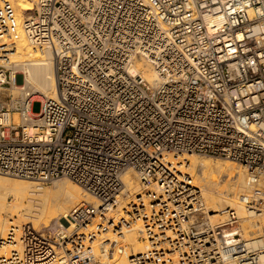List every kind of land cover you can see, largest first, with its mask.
<instances>
[{"label": "built area", "instance_id": "2783aa9c", "mask_svg": "<svg viewBox=\"0 0 264 264\" xmlns=\"http://www.w3.org/2000/svg\"><path fill=\"white\" fill-rule=\"evenodd\" d=\"M23 29L52 55L56 97L14 93V9L0 0V175L69 178L99 203L76 205L66 227H10L0 264H100L119 251L105 232L138 223L146 248L129 264H264L236 208L213 223L173 169L187 154L242 166L240 202L264 238V0H34ZM130 170L139 192L119 210Z\"/></svg>", "mask_w": 264, "mask_h": 264}, {"label": "bare ground", "instance_id": "6f19581e", "mask_svg": "<svg viewBox=\"0 0 264 264\" xmlns=\"http://www.w3.org/2000/svg\"><path fill=\"white\" fill-rule=\"evenodd\" d=\"M9 1L14 9V33L8 38V42L13 45V53L10 55L12 61L21 65L22 73L26 74L24 84L17 85L21 77L18 76L14 88L20 90L22 86H30L35 94L33 99H42L45 96L55 98L56 81L52 55L35 50L23 29L24 17L28 11L33 10L34 0ZM141 71L150 80L157 77L156 71L149 65L141 68ZM216 158L187 154L181 157L179 162L173 161L175 163L173 169L182 176L186 175L191 179L192 184L200 188L202 198L212 212L210 219L213 223H218L222 219L219 214L222 208L235 207L239 218L243 221L242 228L245 230L247 240L264 244V238H260L261 225L258 219L248 218L240 202L241 195L246 191L247 186L246 170L233 164L234 161L230 163ZM123 180L125 182L124 196L120 199L119 210L125 207L128 198L134 197L139 192L137 175L133 171L125 173ZM83 201L94 205L99 203L76 182L68 178L55 180L53 186L48 188L26 179L0 175V238L6 235L3 233L8 231L9 226L20 228L29 221L36 222L41 210L45 213V222L55 218L64 222L72 209ZM4 214L10 215V218L8 219V216ZM122 215H124L122 212L117 213L116 220ZM14 216L17 217L15 220ZM63 222L59 225L66 227L67 225ZM140 227V223L135 226L130 225L122 231L121 237L113 236L106 231L103 236L118 242L119 251L113 252V256L103 253L100 256L102 264H129L130 254L144 251L146 246L139 240ZM99 246L98 240L95 242L97 252L100 250ZM11 247L13 246L10 244L0 245V256L5 254L3 253L5 249L8 251Z\"/></svg>", "mask_w": 264, "mask_h": 264}, {"label": "rangeland", "instance_id": "374dc122", "mask_svg": "<svg viewBox=\"0 0 264 264\" xmlns=\"http://www.w3.org/2000/svg\"><path fill=\"white\" fill-rule=\"evenodd\" d=\"M17 65H20V64H17ZM20 67H21V65H20ZM25 75L26 74H23V76H21L20 77V81L17 83V85L18 86H21L22 85V83H23V81H25ZM24 84V83H23ZM14 93L15 94H18L19 93V90L18 89H15V91H14ZM40 108H41V102H39V101H35L34 103H33V107H32V110H33V112H39L40 111ZM200 156V155H199ZM204 157H209V156H204ZM179 158V157H178ZM180 159L181 158H179L178 159V162L180 161ZM216 159H219V160H222V161H226V162H233V161H230V160H227V159H224V158H219V157H217ZM233 164H236V165H238V166H240L239 164H237V163H235V162H233ZM242 169H244L242 166H240ZM1 176H6V177H9V178H17V177H12V176H7V175H1ZM59 179H67V178H59ZM69 179V178H68ZM56 180H58V179H56ZM71 180V179H70ZM30 182H34V181H30ZM54 182H55V180L54 181H52V182H50V183H38V184H41V185H44L45 187H48V188H50V187H52L53 186V184H54ZM35 183H37V182H35ZM139 190V189H138ZM138 192V191H137ZM137 192H135V193H137ZM131 198V197H130ZM130 198H128V199H130ZM11 200V199H10ZM127 203V202H126ZM40 211V210H39ZM4 216H8L7 218L9 219L10 218V215H5L4 214ZM39 218L36 220V222H34V223H32L31 221H29V223H26V224H24V225H29V226H31V228L32 229H34V230H36V231H38V232H45L46 231V228H48V229H50L51 227L53 228V227H57V226H59V223L61 222H63V220H60V219H57V218H55V219H51V220H49L48 222H45V218H44V216H45V213H44V211H40L39 212ZM17 217L16 216H14L13 217V219L15 220ZM61 226V225H60ZM11 226H9V228H10ZM9 228H8V230H9ZM8 231H5L3 234L5 235L6 233H7ZM2 234V235H3ZM11 248H9V250H10ZM7 249H5V251L3 252V253H7L8 251H6ZM100 264H102V261H101V259H100Z\"/></svg>", "mask_w": 264, "mask_h": 264}]
</instances>
